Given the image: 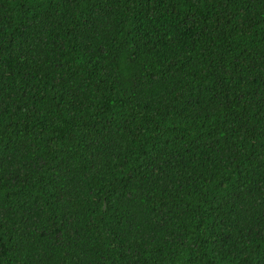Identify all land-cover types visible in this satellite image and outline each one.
I'll use <instances>...</instances> for the list:
<instances>
[{
  "label": "trees",
  "instance_id": "trees-1",
  "mask_svg": "<svg viewBox=\"0 0 264 264\" xmlns=\"http://www.w3.org/2000/svg\"><path fill=\"white\" fill-rule=\"evenodd\" d=\"M0 264H264V0H0Z\"/></svg>",
  "mask_w": 264,
  "mask_h": 264
}]
</instances>
